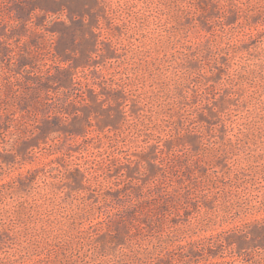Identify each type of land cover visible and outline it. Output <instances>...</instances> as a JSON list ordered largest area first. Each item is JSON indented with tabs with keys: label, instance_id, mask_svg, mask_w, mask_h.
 Listing matches in <instances>:
<instances>
[{
	"label": "rangeland",
	"instance_id": "rangeland-1",
	"mask_svg": "<svg viewBox=\"0 0 264 264\" xmlns=\"http://www.w3.org/2000/svg\"><path fill=\"white\" fill-rule=\"evenodd\" d=\"M0 264H264V0H0Z\"/></svg>",
	"mask_w": 264,
	"mask_h": 264
}]
</instances>
